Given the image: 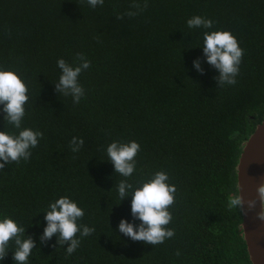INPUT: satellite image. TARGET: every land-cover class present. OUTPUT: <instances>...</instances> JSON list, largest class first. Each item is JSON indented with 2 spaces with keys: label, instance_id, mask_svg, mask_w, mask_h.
Masks as SVG:
<instances>
[{
  "label": "trees",
  "instance_id": "trees-1",
  "mask_svg": "<svg viewBox=\"0 0 264 264\" xmlns=\"http://www.w3.org/2000/svg\"><path fill=\"white\" fill-rule=\"evenodd\" d=\"M0 0V67L25 82L21 128L43 132L31 157L0 170V219L11 217L36 247L28 264H250L240 228L236 164L243 143L264 118V0ZM129 11L139 14L129 17ZM124 14L122 20L117 19ZM194 15L212 29L189 28ZM230 31L243 49L234 85L218 86L207 64L203 32ZM91 62L78 104L55 90L60 58ZM200 58L204 74L193 67ZM0 105V131L18 134ZM83 138L79 152L72 137ZM140 145L131 177L115 173L112 141ZM165 171L174 184V236L162 244L119 233L133 221L131 196L120 201L121 179L135 184ZM68 196L84 210L79 224L95 231L77 238L71 254L54 235L39 239L50 202ZM26 238V237H25ZM14 243L0 264H15ZM179 251V255H177Z\"/></svg>",
  "mask_w": 264,
  "mask_h": 264
},
{
  "label": "clouds",
  "instance_id": "clouds-1",
  "mask_svg": "<svg viewBox=\"0 0 264 264\" xmlns=\"http://www.w3.org/2000/svg\"><path fill=\"white\" fill-rule=\"evenodd\" d=\"M87 3L95 8L97 5L102 6L104 0H87ZM132 7L144 11L148 7L147 0L142 6L139 3H133ZM126 14L133 17L139 13L129 11ZM123 18L124 14L117 16V19ZM187 25L189 28L212 29L213 21L194 15L187 20ZM202 48L207 64L218 71V75L214 77L217 85H234L243 57V49L234 35L227 30L204 31ZM57 66L61 74L58 82L55 83L56 92L71 96L73 103L78 104L85 95V89L78 78L82 71L90 68L91 62L83 53H77L73 63L60 58ZM193 67L198 73L204 74L205 70L199 57L193 60ZM27 92L26 84L17 72L0 67V105H3L4 120L16 129H21L18 134L0 131V170L12 162L19 163L21 159L29 160L30 149L37 147L39 138L43 136V132L27 127L21 128L25 116V104L29 100ZM83 144V138L74 136L70 141L71 150L74 153L79 152ZM139 150L140 145L134 140L112 141L108 144L106 153L108 160L114 166L115 173L124 178L131 177L136 169L135 157ZM168 180L167 172L161 170L153 173L150 179H141L135 184L127 179L119 181L117 189L120 201L131 196L133 221H140L137 225L122 218L118 225L119 233L132 241L149 245L162 244L166 239L174 236V229L167 226L172 220L169 208L175 202L176 187L174 184H169ZM256 193L255 197L247 200L242 191L239 195L229 196L228 207L238 208L246 213L255 209L259 199L261 211L257 213V216L264 219V183L257 185ZM44 212L46 224L39 237L41 244H46L55 235L59 246L67 244L68 255L80 246L81 240L77 238V233L80 237H87L95 231L94 227L78 223L84 216V210L68 196H61L54 202H50L48 210ZM25 231L26 229L18 226L11 217L5 216L0 219V261L8 255L10 242H13L15 247L11 251L15 264H28V258L32 249L36 247V242L31 235L26 236ZM176 254L179 255V251Z\"/></svg>",
  "mask_w": 264,
  "mask_h": 264
},
{
  "label": "water",
  "instance_id": "water-1",
  "mask_svg": "<svg viewBox=\"0 0 264 264\" xmlns=\"http://www.w3.org/2000/svg\"><path fill=\"white\" fill-rule=\"evenodd\" d=\"M260 183H264V118L247 137L239 153L236 164L237 195L242 191L245 200L255 197ZM260 211L259 199L254 210L240 211V228L250 264H264V219L257 216Z\"/></svg>",
  "mask_w": 264,
  "mask_h": 264
}]
</instances>
